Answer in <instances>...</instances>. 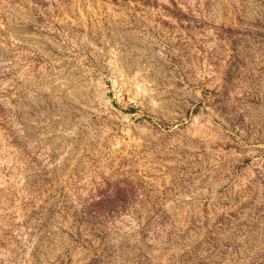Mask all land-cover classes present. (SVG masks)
I'll return each mask as SVG.
<instances>
[{"label": "rangeland", "instance_id": "374dc122", "mask_svg": "<svg viewBox=\"0 0 264 264\" xmlns=\"http://www.w3.org/2000/svg\"><path fill=\"white\" fill-rule=\"evenodd\" d=\"M0 264H264V0H0Z\"/></svg>", "mask_w": 264, "mask_h": 264}]
</instances>
